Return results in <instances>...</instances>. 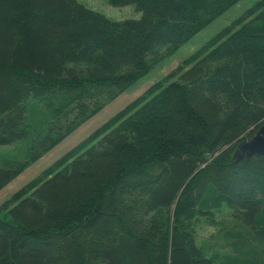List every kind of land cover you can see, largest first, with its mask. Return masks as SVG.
<instances>
[{
	"label": "trees",
	"instance_id": "1",
	"mask_svg": "<svg viewBox=\"0 0 264 264\" xmlns=\"http://www.w3.org/2000/svg\"><path fill=\"white\" fill-rule=\"evenodd\" d=\"M241 1L0 0V192ZM262 126L264 0L12 195L0 264H264Z\"/></svg>",
	"mask_w": 264,
	"mask_h": 264
},
{
	"label": "rangeland",
	"instance_id": "2",
	"mask_svg": "<svg viewBox=\"0 0 264 264\" xmlns=\"http://www.w3.org/2000/svg\"><path fill=\"white\" fill-rule=\"evenodd\" d=\"M78 1L90 9L100 12L115 21L141 19L143 15L142 12H139L134 6H127L123 8L114 7L110 4L109 0ZM259 1L260 0H242L230 11L219 17L215 22L197 34L191 41L181 47L173 56L157 65L148 76L139 81L132 89L125 92L117 100L108 105L101 113L83 125L72 136L67 138L63 143L43 157L35 165L30 167L7 188L0 192V207L18 190L40 175L64 154L68 153L79 142L126 108L130 103L141 97L150 87L177 70L187 58L193 55L227 26L242 17L249 8ZM22 148L23 146L21 144L0 146V155H11L21 158L19 155L23 152ZM224 217H226V215H221V218ZM198 228V241L200 244L211 243L213 245H218L222 243L221 238L217 236V229L215 227L203 222L198 224Z\"/></svg>",
	"mask_w": 264,
	"mask_h": 264
},
{
	"label": "water",
	"instance_id": "3",
	"mask_svg": "<svg viewBox=\"0 0 264 264\" xmlns=\"http://www.w3.org/2000/svg\"><path fill=\"white\" fill-rule=\"evenodd\" d=\"M257 155L264 156V126L251 139L237 146L234 153V163L236 165L245 163Z\"/></svg>",
	"mask_w": 264,
	"mask_h": 264
}]
</instances>
